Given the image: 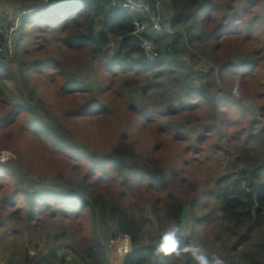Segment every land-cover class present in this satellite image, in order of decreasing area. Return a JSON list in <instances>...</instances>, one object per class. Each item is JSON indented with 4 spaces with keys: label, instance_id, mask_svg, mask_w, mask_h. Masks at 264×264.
I'll return each instance as SVG.
<instances>
[{
    "label": "trees",
    "instance_id": "16d2710c",
    "mask_svg": "<svg viewBox=\"0 0 264 264\" xmlns=\"http://www.w3.org/2000/svg\"><path fill=\"white\" fill-rule=\"evenodd\" d=\"M149 1L153 10L161 2ZM21 2L19 26L0 16V73L13 85L7 95L1 82L0 95L14 102L0 129H15L25 155L34 154L57 174L51 180L31 177L0 157V171L10 174L16 197L0 204V264H112L105 241L119 238L132 245L123 264H202L201 258L213 257L224 264H264V127L254 115L264 118V0H162V31L142 35L158 52L153 63L143 39L134 36V22H148L145 16L109 0ZM65 26L79 36H60L57 44L86 47L103 63L97 66L100 80L106 78L101 95L80 76L65 73L59 56L25 54L33 41L38 48L43 40L44 50L52 51L50 35ZM53 65L57 69L49 74ZM56 74L68 76L63 83L58 76L62 85L52 91L59 100L87 94L73 112L87 125L78 140L62 124L46 121L25 94L27 83L45 88ZM124 94L128 99L121 101L137 114L132 124L154 119L173 126L167 144L157 128L151 140L143 139L140 163L121 155L138 154L126 132L121 135L127 140L118 143L117 131L90 128V120L108 119L114 97ZM181 116L182 122L174 121ZM211 141L221 154L214 156L215 178L201 186L187 175ZM236 141L241 142L232 153L229 143ZM17 201L23 210L14 209ZM58 217L80 220L86 233L58 226ZM48 222L59 231H40Z\"/></svg>",
    "mask_w": 264,
    "mask_h": 264
},
{
    "label": "rangeland",
    "instance_id": "374dc122",
    "mask_svg": "<svg viewBox=\"0 0 264 264\" xmlns=\"http://www.w3.org/2000/svg\"><path fill=\"white\" fill-rule=\"evenodd\" d=\"M162 2V0H160ZM160 4L161 15L163 14V5ZM29 5H32L31 3H28ZM22 6L21 0L18 1H9V0H0V16L4 18H8L10 21H13L16 23L17 26L21 24V17L23 16L20 12V7ZM32 12H27L24 14V16L31 17ZM162 20V19H161ZM63 32L58 31L54 32L53 35H50L49 38V46L52 48V51H45L43 44L45 42L42 40L40 42V45L38 48H36V44L33 41L30 45H28L29 53L25 52L29 57H32L33 52L41 53V54H48L54 55L58 58H60V61L65 64L66 69H64V72L67 73L70 77L71 76H80L83 80H85L87 83H89L91 86H94V95L98 96L101 95V88L103 87V84L106 82V78L104 77L102 81L100 80L102 78V73L99 71L98 65L103 66V63L100 62V59H95L94 57L89 54L90 52L87 50L86 47H83L81 45L75 44L72 47H62L61 45L57 44L56 40L61 36L69 37L73 34H76L79 36L78 32H73L71 30H68V27H64ZM13 32V31H12ZM33 33L30 35V39H34ZM78 40H74L76 42ZM36 48V49H35ZM34 59V57H32ZM58 58V59H59ZM204 63L206 65H211L208 60L209 56H202ZM213 66L216 64L215 62H212ZM18 63H15V66ZM57 67L53 65V68H48V72L55 71ZM49 72V74H50ZM0 83L4 82L6 85L5 92L8 95L10 91H12V83L10 82L8 75L6 73H0ZM60 76L63 79L68 77L64 74H56V75H50L52 78L50 81V85H48L45 88L39 87L36 88L37 82L31 81L27 83V86L30 88L25 92L27 95V99L29 102L33 104L35 109L46 119V121L50 123H60L62 124L67 130L72 131L76 135V139H79V132H84V129L87 128V125L85 126L83 124V118L73 117V112L76 110V107H80L87 101V94L79 93L75 95V97H68L65 99L59 100L56 95L52 93L54 89H57L59 86H61V82L58 78ZM225 89V87H224ZM230 94V97L236 98L239 100H243L246 102L247 105L249 103V106H252L253 101H248L247 97L242 96L241 94H235L234 92L230 90H225ZM122 99H128V96L125 94L123 96H115L113 99L114 107L112 109L111 116H109L108 119L102 118L100 116V119L95 124L92 120L90 128H96L99 125L102 126V130L106 132L107 134L113 133L114 131H117L119 133L117 137L118 143L125 142L127 140L126 137L121 135V133L128 134L129 139L131 140V145L134 148V151L138 154L128 152V154H121L124 157H126L129 161V163L133 162H141V158L139 154H142L143 152V139H152V136L155 134L153 131L154 128L159 131V135L163 136L165 143H168V140L171 137V133L173 131V126L170 124H165L163 120L161 121H154L148 122L144 121L143 124L137 125L136 121L132 124L131 121H133L135 115L130 113L128 110V107L121 101ZM71 102L73 103V107L71 108ZM253 103V104H252ZM13 104L11 100H9L7 97H4L0 95V120H3L9 116V114L14 110ZM158 105H162V102L159 101L157 103ZM234 110L235 107H233ZM230 112V109L229 111ZM233 116L235 117V113L232 112ZM254 115H256V119L260 121L263 124L264 127V118L259 117L258 111H254ZM183 116H189V113L184 112ZM183 116L177 117L174 121L177 123L182 122ZM191 117V116H190ZM140 118V117H139ZM74 119L77 121V125L74 124V126L71 125L72 122H74ZM158 126V127H157ZM166 130H163V127ZM174 127H176L174 125ZM261 125L258 124V128H260ZM15 129H9V130H1L0 129V157H3V161L9 160L13 161L14 163L20 165V167L27 172V174L31 177H34L35 175L41 174L45 179L51 180L52 177L57 174L56 172H53L52 167L48 164L46 167L43 165L38 164L37 157L34 156V154L25 155V151L23 147L20 145V141L16 137V133L14 132ZM161 132V133H160ZM89 137V136H88ZM96 142V141H95ZM241 141H236L233 143H229V146L231 147L229 151L233 153L235 151V148L239 146V143ZM215 142H207V148L206 152L200 153L197 155V161L195 167H191L192 171H189L188 173V180L190 182H194V178L200 182L201 186L209 184L215 177L213 174H215V163H214V156L220 155L221 153L215 152ZM226 146V147H229ZM174 148L170 147V154H174ZM205 154H208L205 156ZM194 164V163H193ZM199 164V165H198ZM86 166H82L81 170L85 172ZM175 170V166L173 163H169L168 166V172L173 173ZM8 177L10 178L9 173H3L0 171V204H3L2 201L5 199H10L12 196V188L14 184L8 180ZM11 180V178H10ZM16 198V197H15ZM12 200V199H11ZM145 203L149 202L148 200H144ZM18 205L14 209H24L25 205L24 203L18 202ZM13 209V208H12ZM13 209V210H14ZM152 212L151 210L149 213ZM150 216L152 219H154L152 213H150ZM79 217V216H77ZM57 218L56 224L60 227H67L69 231H71L70 228H73L75 230H78L80 232V235H84L86 233V226L81 222L80 220L76 219H59ZM155 221V220H154ZM189 223V222H188ZM187 223V225H188ZM186 225V226H187ZM14 226L11 225L9 227V230H13ZM54 225L52 223L48 222L45 224L44 228L41 229L44 234L49 232H57L59 231L58 228L53 229ZM188 227H184L183 231H187ZM117 241V242H116ZM107 244L108 249H106V253L109 255V257L113 258L112 264H123L124 254L123 252H126L128 249V244H130V240H127L125 238H119V239H107L105 241ZM112 250V256L110 254V249ZM3 249L2 245L0 246V262L3 260Z\"/></svg>",
    "mask_w": 264,
    "mask_h": 264
},
{
    "label": "built area",
    "instance_id": "2783aa9c",
    "mask_svg": "<svg viewBox=\"0 0 264 264\" xmlns=\"http://www.w3.org/2000/svg\"><path fill=\"white\" fill-rule=\"evenodd\" d=\"M113 7H117L132 14H138L148 18V22L135 21L134 36L142 38V35L151 29L154 33L162 31L160 14V4L156 5L155 10L151 6L149 0H109ZM143 39V38H142ZM143 50L149 62H156L158 60V52L154 43L151 40L143 39Z\"/></svg>",
    "mask_w": 264,
    "mask_h": 264
},
{
    "label": "clouds",
    "instance_id": "9594fccd",
    "mask_svg": "<svg viewBox=\"0 0 264 264\" xmlns=\"http://www.w3.org/2000/svg\"><path fill=\"white\" fill-rule=\"evenodd\" d=\"M202 264H224V261L219 257H213L211 260L201 258Z\"/></svg>",
    "mask_w": 264,
    "mask_h": 264
},
{
    "label": "crops",
    "instance_id": "0c3cea01",
    "mask_svg": "<svg viewBox=\"0 0 264 264\" xmlns=\"http://www.w3.org/2000/svg\"><path fill=\"white\" fill-rule=\"evenodd\" d=\"M126 246H128V249L126 250V252H123L124 258L126 257V255H128L132 251V245H131V243L128 244V245H126ZM112 261H113V258H112Z\"/></svg>",
    "mask_w": 264,
    "mask_h": 264
}]
</instances>
